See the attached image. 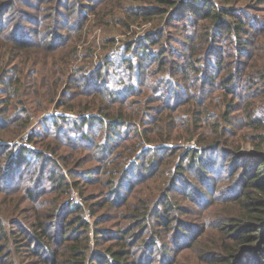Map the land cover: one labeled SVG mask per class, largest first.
<instances>
[{"label":"rangeland","instance_id":"374dc122","mask_svg":"<svg viewBox=\"0 0 264 264\" xmlns=\"http://www.w3.org/2000/svg\"><path fill=\"white\" fill-rule=\"evenodd\" d=\"M43 1L5 0L0 6V28H5L6 36L0 43L8 42L10 34L13 39L32 38L38 42L36 49L64 57L69 72L61 82L62 95L58 98L66 106L78 103L76 108H84L80 103L98 90H115L116 98L129 95L131 88L141 89L138 82L143 80L155 87L161 85V99L151 103L147 114L142 113L137 122L139 131L150 127L151 115L166 105L178 108L174 112L178 122L168 141L155 144L141 135L143 144L125 161L131 149L124 145H133L138 139L129 135L128 126L117 121H95L92 129L85 126L89 140H81V135L75 134L81 127L78 115L91 118L93 110L69 112L77 117L62 126L53 116L62 114L63 107L52 104L42 112H32L29 125L9 134L11 140L7 141L9 146L13 143L21 150L27 146L30 151L23 152L24 158L10 161L8 149L0 148V153L6 154L0 156V263L48 264L46 245L38 254L34 240L43 235L48 236L44 239L47 246L58 253L57 264H97L99 257L111 259L113 252H124V264H214L216 251L229 255L243 248L247 251L246 247L255 248L256 242L244 239L250 231L241 227L247 222H260L254 218L256 214H248L252 200L247 195L257 194L252 189L242 192L237 180L241 163L250 161L247 156L264 151V139L259 134L264 136V79H249L246 75L249 70L255 71L248 68L249 60L254 58L249 59L248 55L255 49L257 32L264 27V0H210L216 9H230L233 11L229 13L236 14L223 17L242 16L247 21L249 29L243 35L250 46L247 51L237 47L235 40L216 37L211 31L218 25L214 18L178 14L184 0ZM58 21L62 22L60 28ZM192 29L196 40L189 67L186 37ZM208 33H212L211 40ZM203 34L204 41L200 38ZM46 39L59 47L52 50L45 45ZM139 54L156 59L148 64ZM125 59H134L142 74L138 70L128 72ZM162 61L167 64L164 66ZM185 69L190 79L185 78ZM238 70L241 71L237 74ZM232 71L236 74L230 94L224 91L223 78ZM85 75L87 84L82 88L79 83ZM98 81L110 84L102 86ZM81 89L89 94L81 93ZM191 90L198 91L207 107L203 119L222 126V148L217 152L204 151L214 137L211 128L207 131L203 126H193L191 135L187 126L181 124L183 102L194 95ZM113 122L118 131L112 129ZM133 129L131 135L136 132ZM107 140L115 145L100 149ZM73 141L78 142L77 148ZM237 148V160L223 157L227 149ZM123 149L124 156L117 157ZM191 150L203 153L215 173L198 169L200 162L187 154ZM37 151L44 152V156L38 157ZM141 158V172L124 174ZM152 158H160V162L151 171L148 167ZM8 160L10 165L3 171ZM236 167L239 171H235ZM75 171L81 176L71 178L68 174ZM61 173L68 185L59 192L53 187L59 182L53 178ZM212 174L220 177L213 178ZM195 187L207 190L210 197L191 196ZM258 198L264 205V196ZM76 204L81 209L73 208ZM165 205L169 211L163 213L162 220L154 210L161 214ZM165 214L169 215L167 219ZM79 215L88 222L87 226L79 228L82 222H76L77 229H69L73 235L64 239L52 237L50 233L57 232L61 221L72 217L76 220ZM190 224L196 225V230H188ZM257 264H264V259Z\"/></svg>","mask_w":264,"mask_h":264},{"label":"trees","instance_id":"16d2710c","mask_svg":"<svg viewBox=\"0 0 264 264\" xmlns=\"http://www.w3.org/2000/svg\"><path fill=\"white\" fill-rule=\"evenodd\" d=\"M5 0H0V6ZM56 3L62 2V0H55ZM228 1V0H227ZM46 2V0L43 1V4ZM264 1H262L263 3ZM12 5H10L11 7ZM215 4L211 3L210 0H184L182 3H180V6L178 7V14H187L186 16L188 18H196L199 19L200 17L203 18H214L215 23H218V25L211 31L213 34L218 37L222 35V37H227L228 39L235 40V45L238 47L240 46L241 50L247 51L249 50L250 46L247 45L245 41L248 39H245L243 36L245 32L249 29L247 21L242 17H236V18H225L223 16L230 15V16H236L234 13H229L230 9H216ZM56 15V13H55ZM196 23V22H195ZM253 23V22H252ZM251 23L250 27L253 26ZM43 25V22H42ZM60 25L62 27V22H57V28H60ZM42 27V26H41ZM39 32H41V29H39ZM258 39L256 40V45L253 53L248 55V58L250 59L252 56L254 58L252 60H249L248 68H251L255 71H247L246 75L249 79L259 78L260 80L264 79V27L261 28L258 32ZM13 34V33H12ZM14 35V34H13ZM5 28H0V42L5 37ZM207 36H209V40L212 38V33H208ZM55 39H57L56 35L53 36ZM201 40L204 41L205 34L201 35ZM151 39V38H150ZM189 42V48L186 53L187 58V64L189 67L192 65V57L194 56V42L196 40L195 32L192 29V34L189 37H186ZM202 41V42H203ZM133 43L134 50L136 51L137 45ZM38 45L37 40L32 38H26V39H13L11 34L9 37V41L6 43H0V148H3V150L8 149V155L10 157V161L13 162L19 161L23 156L24 151H28L29 149L27 146H23L22 149H19V145H15L12 143L11 146L8 145L11 140V136L9 134L18 133L22 130H24L30 123V116L32 112H42L49 108L52 104L55 107H63L65 111H62V114H58L53 116L58 121V125L62 126L64 123L71 122L73 118L77 116L70 115L69 112H72L73 110L76 111H89L93 110L92 117L89 118L86 115L79 114L81 118L79 119L81 121V127L79 131H77L75 134L81 135V140L83 138H87L89 140L88 135L85 132V126L87 128H93L94 124L93 122L98 121L101 124H105L109 121H117V123H120V125H126L129 127V135L136 137V139L133 143V145L127 144L124 145L125 148L131 149L125 156V161H129L128 157L129 154L135 152V149L143 144V141L140 139V136L143 135L144 139L148 142H154L160 143L170 140L172 138V130L175 128L178 120L176 119V115H174V112L178 110V108H170L169 105L166 107H162L159 110H156L158 113L156 115H151V126L147 127L145 126L143 128V132H140L137 127L138 119L141 118L142 113L147 114V110L149 109V106H151L152 102L160 101L161 97V85H158V87L154 86L150 83H144L143 80L139 81L138 83L142 85L141 89L137 90L135 88H131L129 95H124L122 97L116 98V91L111 89H104L98 90L93 93V95L87 96L85 98V101L80 103L84 106V108H76L77 104H67L62 99L58 98L60 95H62V89H61V82L66 78L69 69L67 67V61L64 57L60 55H55L53 53H47L46 51H43V49L39 50L36 49L35 46ZM46 46H49L52 48V50H55L59 47V45H56L54 42H50V39H46L45 42ZM239 50V49H238ZM173 52V50H171ZM145 52V51H144ZM137 55V54H136ZM140 55L141 60L143 62L148 64H152L151 62L153 59H156L155 57L147 56L146 54ZM261 58L262 60L258 59ZM173 60V58H172ZM126 62V67L128 69V72H134L139 71L140 74H142L141 69H139L138 66L135 65V60H129L125 59L124 63ZM164 66L167 64L164 61H162ZM176 64H174V67ZM177 67V66H176ZM70 68V66H69ZM105 72L107 70V66H104ZM187 70V69H185ZM109 71V69H108ZM241 70L237 71V74ZM104 72V75H105ZM236 73L232 71L230 74H228L226 77L223 78V87L224 91L226 93L231 94V90H233L234 87V75ZM98 75H101V70L98 71ZM232 75V76H231ZM186 79H190L189 71L187 70L184 74ZM87 78L88 76H83V78L80 80L79 86L82 88L86 86L87 84ZM170 78H168L169 80ZM158 80V79H156ZM167 81V80H166ZM128 82L127 80L125 83ZM98 85L102 86H108L110 83L108 81H98ZM144 86V88H143ZM194 92V95L192 97L187 98L183 102V106L185 107L183 110V117L180 120H183L181 124H184L187 126V132L192 135L194 132L193 126H196V128L203 126L205 130H209L211 128L212 132L214 133V137H212L209 140L208 145L204 149V151L213 150V152H217L221 147V144L219 142L220 137L222 136V126L221 125H212L210 123L211 121H205L202 117V113L206 110V105H204V101L201 98V96L197 95V90H191ZM83 94L88 95L89 93H85L83 89L80 91ZM156 92V94H153ZM159 92L160 95L157 94ZM64 96L66 93L63 94ZM224 103H226V100H223ZM167 108H170L168 111ZM90 112V111H89ZM98 112V113H97ZM100 113V115H99ZM198 113V115H197ZM187 114V116H186ZM260 121L261 124V118H257ZM119 125V126H120ZM132 127L136 132L134 134H130V131L132 130ZM117 127L113 126V130H117ZM111 129L109 128V131ZM118 131V130H117ZM116 132V131H115ZM262 138L264 139V136L259 133ZM47 135V134H46ZM9 136V137H6ZM17 136V135H16ZM15 136V137H16ZM14 137V138H15ZM54 137H57L54 135ZM124 139L130 140L131 138L123 137ZM256 139V138H255ZM260 141H262L260 139ZM263 142V141H262ZM73 146L75 148L78 147L77 141L72 142ZM202 143V142H201ZM94 144V143H93ZM113 143H110L109 140H107L106 143L102 144L100 146V149H108L107 146H112ZM115 145V144H114ZM113 145V146H114ZM112 146V147H113ZM15 147V148H14ZM208 147V148H207ZM14 148V149H12ZM10 149V150H9ZM19 149V150H18ZM175 150V149H174ZM170 150V151H174ZM237 149H227V151L223 154V157L229 156L234 157L236 160L240 158L237 155ZM30 151V150H29ZM35 152V151H34ZM36 154L38 157H43L44 152L37 151ZM125 154V151H119L117 153V157H123ZM187 154H191L194 160L197 162H200L198 165V169L201 168L202 172L206 169H211L213 173H215L214 167L211 165L210 162L205 161L203 153L197 154L195 150L189 151ZM1 155H6L3 153V151L0 153ZM197 155V156H195ZM250 156H247V158L250 160L249 163H241V169L240 171L237 169L235 171H239L240 178L238 181V184L240 183L239 187H241L242 192H245L248 189H252L256 192L257 195L248 194L247 198H251L252 205H249V215L256 214L254 216L255 219H259L260 222H247L242 227L241 230L247 229L250 232H247L244 236L245 240L254 241L257 243L255 248L250 249L252 250L250 252L249 247L241 249L239 253H231L229 255L225 253H219L215 252L213 253L215 255L214 264H257L259 262V259H264V213L262 211V198H258L259 195L264 196V151L256 152V153H250ZM243 156V155H241ZM8 160V161H9ZM160 158H152L150 159V166L148 169L152 171L153 168H156L159 164ZM9 164L4 165L3 171H5V168L10 165ZM123 164V163H122ZM205 165L204 167L201 165ZM260 164V165H259ZM142 166V158L141 160H137L128 171H125L124 174L134 175V172H141L140 167ZM1 169V168H0ZM1 173V171H0ZM56 175V174H55ZM68 175H71V178L80 177L81 173L78 171L71 172ZM213 178L218 179L220 177L219 175L216 176L215 174H212ZM55 182H59V184L54 185L56 191H63L65 190V187L68 185L66 177L63 173L58 175L57 178H53ZM114 181H110V183H113ZM214 190V189H212ZM208 195V191L204 189H200L199 187H195L192 189L191 196H202L203 198ZM210 196L205 197V199H208ZM195 200V198H192ZM167 200H165L166 202ZM256 205V206H254ZM264 206V205H263ZM79 208L80 206L77 204L73 208ZM169 207L165 205V208H163V211L161 214H158L159 210L155 209L154 214L156 216H159L162 218V220L165 218L163 215L164 212H168ZM166 215V214H165ZM169 217V215H166V219ZM82 222L78 227L81 228L83 226H87L88 222L84 220L82 216H77L76 220H73V217L70 219H66L64 221L60 222V225L56 227L57 232L50 233L52 237H55L58 239V236H62V238H67L68 235H73L70 233L69 229H77L75 226V223ZM168 222V221H167ZM54 225L52 223L48 228V233L51 232V227ZM196 225L190 224L188 227V230H196ZM187 231V229L183 228ZM182 229V230H183ZM183 230V231H184ZM193 230V231H194ZM181 231L182 233H184ZM252 231L254 232L253 235ZM180 232V231H179ZM185 234V233H184ZM187 235V234H185ZM48 236L43 235L35 236L34 240L36 241V244L38 245V254L41 253L42 245H46L48 249V264H52V262L56 263L58 261V253L57 251L52 248L50 249L49 246L45 243V240ZM179 239L182 241L183 237H179ZM77 250V249H74ZM124 250V249H123ZM123 253L121 252H113L111 255V259H107V256L99 257V261L97 264H121L123 259ZM42 255V254H41ZM242 255V256H241ZM212 256V254H211ZM241 256V257H240ZM9 260H12V252L8 256ZM104 258V259H101ZM1 264V263H0ZM57 264V263H56ZM124 264V263H122Z\"/></svg>","mask_w":264,"mask_h":264}]
</instances>
